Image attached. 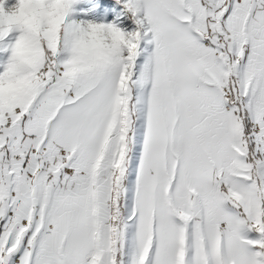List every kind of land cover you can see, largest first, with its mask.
<instances>
[{"label":"snow or ice","instance_id":"snow-or-ice-1","mask_svg":"<svg viewBox=\"0 0 264 264\" xmlns=\"http://www.w3.org/2000/svg\"><path fill=\"white\" fill-rule=\"evenodd\" d=\"M0 264H264V0H0Z\"/></svg>","mask_w":264,"mask_h":264}]
</instances>
